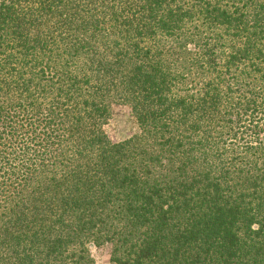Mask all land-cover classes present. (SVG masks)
Masks as SVG:
<instances>
[{"label": "trees", "instance_id": "trees-1", "mask_svg": "<svg viewBox=\"0 0 264 264\" xmlns=\"http://www.w3.org/2000/svg\"><path fill=\"white\" fill-rule=\"evenodd\" d=\"M104 246L264 264V0H0V264Z\"/></svg>", "mask_w": 264, "mask_h": 264}, {"label": "rangeland", "instance_id": "rangeland-1", "mask_svg": "<svg viewBox=\"0 0 264 264\" xmlns=\"http://www.w3.org/2000/svg\"><path fill=\"white\" fill-rule=\"evenodd\" d=\"M105 131L113 144L129 140L139 133V129L133 120L131 109L124 105L114 107L113 115L107 125H105ZM92 255L95 264H113L110 246L95 248L92 251Z\"/></svg>", "mask_w": 264, "mask_h": 264}]
</instances>
